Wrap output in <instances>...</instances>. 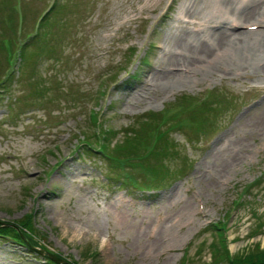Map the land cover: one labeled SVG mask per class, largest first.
Segmentation results:
<instances>
[{"label":"rangeland","instance_id":"1","mask_svg":"<svg viewBox=\"0 0 264 264\" xmlns=\"http://www.w3.org/2000/svg\"><path fill=\"white\" fill-rule=\"evenodd\" d=\"M52 1L0 0V67L10 59L14 29L25 51L24 62L12 56L16 65L0 91V227L31 216V251L46 250L61 264H216L210 252L226 260L218 224L229 255L264 248V232L248 238L264 218V76H201L190 88L125 107L161 66L160 48L184 1L56 0L39 37L37 21ZM182 98L216 111L200 113L199 132ZM167 110L174 117L162 130L172 126L174 147L159 163L160 187L124 185L128 176L141 186L151 172L135 169V159L118 170L95 148L98 139L110 131L112 147L144 114ZM228 134L243 141L244 155L218 181L226 161L208 157ZM0 264L44 262L0 237Z\"/></svg>","mask_w":264,"mask_h":264},{"label":"bare ground","instance_id":"2","mask_svg":"<svg viewBox=\"0 0 264 264\" xmlns=\"http://www.w3.org/2000/svg\"><path fill=\"white\" fill-rule=\"evenodd\" d=\"M183 1L160 48L161 66L123 100L125 107L151 103L175 87L190 88L201 76H264V0ZM229 136L224 135L208 157L226 161L216 169L218 181L226 167L244 155L243 141Z\"/></svg>","mask_w":264,"mask_h":264},{"label":"trees","instance_id":"3","mask_svg":"<svg viewBox=\"0 0 264 264\" xmlns=\"http://www.w3.org/2000/svg\"><path fill=\"white\" fill-rule=\"evenodd\" d=\"M55 6L56 4L51 6L50 11L47 14L53 12L55 10ZM46 21L47 15L42 19V22H40L42 27H44V23ZM14 37L15 42L12 45L11 43L7 45V50L11 51L12 53H9L10 59L8 61L5 59L6 69H2L0 67V73L4 70V73L1 74L0 91H3L5 89L3 88V86L5 85L4 81L13 71V65L15 64V62L12 56L19 55V57H22V61H25V51H22L23 48L18 45L17 31H15V29ZM180 103L182 104L181 108L184 106V112L187 111L186 108L189 110H195V112H191L192 115L190 116L189 121L191 126L196 127L197 132L202 129L199 128V126L204 125V120L203 118H201L200 113L214 111L213 108H209V106L205 107L204 101L192 102L189 98H182ZM176 108L178 109V107ZM181 108L179 109L180 112L182 110ZM215 112L216 111H214L213 113ZM169 114L170 110L161 111L158 113H149L145 115L144 118L142 117L141 122L137 125L136 129H127L126 131H124V137L120 142L115 143V145H113L112 147H110V138L112 136L110 135V131L102 133V138L98 139V146H95V148L103 158L109 160L111 164H116L118 166V170L124 171V165L132 164L129 163V161L135 159L138 160L137 162L132 164L135 169H141L143 172H151V175H149L151 177H147L141 186H138L134 182L129 181L128 176L121 178L124 185L133 187L137 191L145 189H158L160 187L159 183H161V181L163 180L162 178L164 175L160 174V171L157 172L159 163L163 159H166L168 157V152L171 151V147H174L173 142L168 138V132L173 129L172 126H169L166 130H162L164 127L169 125L170 122L167 121L173 120L174 116ZM92 119L94 123L97 122V119ZM86 140L87 141L84 144L88 147V149H91L92 144L88 139ZM142 160H145V162H149L154 165H145ZM111 176L113 177V175H110V178H112ZM152 184H155V186L153 187ZM256 219L258 220V222L256 223V231L252 232L250 234V237L248 238L252 239L255 236L262 235V233L264 232V218L259 217ZM32 220L33 219L31 218V216H28L24 220L15 223L14 225L16 226V228L20 230L19 232L12 227H0V237L9 239L16 244H20L23 246H26L27 244V246H29V244H31L35 247L36 243L33 239L34 231L31 224L33 223ZM218 225H220L221 228L220 231H215V234L217 235L219 240L218 244H220V247L222 248V250H224L226 260L221 261V258L216 260L215 256L212 255V252H210L212 261L216 262V264H221V262H224V264H264V248H262L261 245L257 243L242 251L241 253L234 254L233 256L229 255L228 250H226V248H224L225 245H223L225 242V238L222 234L225 231V228L223 227V224ZM214 226L216 228L218 227L216 224ZM220 241H222V243ZM213 249L218 253L215 248ZM44 259L46 260L47 264H54L47 257H45Z\"/></svg>","mask_w":264,"mask_h":264},{"label":"water","instance_id":"4","mask_svg":"<svg viewBox=\"0 0 264 264\" xmlns=\"http://www.w3.org/2000/svg\"><path fill=\"white\" fill-rule=\"evenodd\" d=\"M50 258H51L56 264H61V263H62V261H61L60 259H58V258H56V257H54V256H52V255H50Z\"/></svg>","mask_w":264,"mask_h":264}]
</instances>
